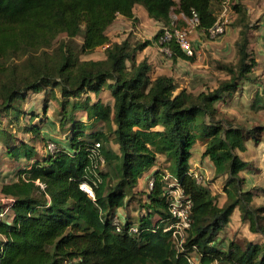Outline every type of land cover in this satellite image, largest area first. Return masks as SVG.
I'll return each instance as SVG.
<instances>
[{
	"label": "trees",
	"instance_id": "1",
	"mask_svg": "<svg viewBox=\"0 0 264 264\" xmlns=\"http://www.w3.org/2000/svg\"><path fill=\"white\" fill-rule=\"evenodd\" d=\"M220 1L0 0V114H10L8 123L17 126L19 103L29 91L47 87L52 92L58 86L63 113L59 123L62 127L69 124L66 145H56L39 157L32 144L10 142L15 136L0 118L6 154L32 160L15 180L0 187L1 193L13 200L11 205L7 202L10 220L0 219V264H264V227L260 222L264 207L253 205L252 193L242 187L239 173L248 162L237 152L246 150V137L252 131L218 117L216 106L237 80L249 79L255 65L247 50L246 33L237 44L238 65L227 67L230 78L196 94L185 89L176 93L172 77L151 78L147 60L134 61V52L158 40L163 28L152 40L133 46L126 39L112 41L106 34L118 14L135 23L136 4L167 28L172 27V10L186 18L195 14L196 27L206 31L217 19L212 5ZM61 33L69 39L81 35L84 53L104 46L105 57L80 60L65 43L58 57L48 54L46 49ZM160 44L174 58L194 59L174 39ZM23 56L27 58L21 64L12 60ZM104 88L110 92L112 105L100 99L91 101L87 94L97 95ZM81 93L86 95L79 100ZM81 109L87 118L104 121L110 132L86 131V122L74 115ZM22 128L32 131L35 138L39 135L34 125ZM198 139L204 141L201 155L212 162L214 178L226 177L223 205H218L209 187L189 171L191 148ZM95 143H99L98 157L92 159ZM158 155L168 161L170 175L192 202L190 227L179 246L171 231L164 229L172 218L165 173L159 168L151 174L154 183L142 204L137 231H130L127 217L119 230L114 224L116 209L130 202L138 178L155 165ZM100 158L103 165H99ZM81 182L91 185L93 197L79 187ZM236 207L249 230L263 235L261 243L247 241L241 246L230 240L224 245L218 238ZM154 215L157 218L153 219ZM190 252L196 254L197 263L188 259Z\"/></svg>",
	"mask_w": 264,
	"mask_h": 264
},
{
	"label": "rangeland",
	"instance_id": "2",
	"mask_svg": "<svg viewBox=\"0 0 264 264\" xmlns=\"http://www.w3.org/2000/svg\"><path fill=\"white\" fill-rule=\"evenodd\" d=\"M212 9L217 18L222 15V18L226 20L225 31L217 37H209L197 27L193 28L190 34L194 50L192 61L172 57L170 50L159 43L160 36L158 40L155 39L142 50H136L133 59L135 62L142 59L147 60L150 65L149 74L151 78L158 75L172 77L176 84V93L181 89H185L196 94L202 90L212 89L219 82L230 78L231 74L227 67L235 68L238 65L237 44L242 39V33H246L248 38L247 50L250 56L254 58L255 65L249 72V79L237 80V85L232 90L225 92L221 99L216 102V106L220 111L217 114L218 117L221 116L225 120L239 124L246 131H252L246 137V150L243 152L237 151L239 156L248 162L239 174L244 180L243 189L249 190L253 195L252 204L264 207V0H221L213 4ZM135 14L136 16L141 14L139 5L135 6ZM171 21L172 25L182 26L187 22H191V19L172 10ZM127 22L125 17H118L113 21L111 28L106 29L110 40L121 41L126 39L133 46L136 42L146 39L152 40L154 34L164 27L162 23L148 18L140 25L138 24L140 23L139 18L137 24ZM62 43H65V48L70 47L80 60H96L105 57L104 46H99L92 52L84 53L81 51L82 36L78 35L69 39L64 33L59 34L54 39L52 45L46 49L47 53L58 57L62 49ZM26 58L27 56L11 59L15 64H21ZM129 62L127 61V64H130ZM52 90L51 92L46 87V89L29 91L26 94L25 99L19 103L18 126L8 123L10 114L4 112L0 114L2 123L7 126L11 135L17 138L11 142L18 144V140H23L32 144L39 157L46 155L56 145L62 147L66 145L65 137L69 132L66 125L62 127L59 123L63 114L59 104V98L61 99L60 89L55 86ZM84 96L85 94L81 93L77 98L82 100ZM99 96L103 101L111 100L106 90H102ZM73 98L70 97V100ZM67 110H69V107ZM86 122L95 129L110 132L107 130L108 126L102 120L87 118ZM30 123H33L39 130V135L36 138L33 132L25 131L22 128ZM110 138H112L111 134ZM110 146L114 149L115 143L111 141ZM203 150L204 141L198 139L191 148L189 166L196 172V177L200 179L201 184L209 187L216 203L223 205L226 200V194L223 191L226 177L214 178V166L209 158L201 155ZM25 162L26 160L23 157L17 160L8 157L2 139H0V187L4 182L13 178L14 167L21 166ZM155 164L159 166L160 171L170 174L169 163L163 155L157 157ZM171 176L164 179L166 190L168 189V182L170 184L175 182ZM147 180L143 181L141 189H133L130 194L129 201L132 208L128 210V213L132 225H136L140 213L144 212L142 204H145L146 194L149 190ZM7 202V197L0 191V208H5ZM133 211H137V213H133ZM262 216L260 222L264 227V210ZM118 217L121 220L120 222L125 221L120 215ZM155 218H157L156 215L153 216V219ZM228 220L218 235V238L223 240L224 245L230 240H234L241 246H244L247 241L257 243L263 241L261 233H251L244 224L245 222L241 221L237 207ZM189 257L193 263H197L194 252H190ZM67 264H75V261ZM211 264H218V262Z\"/></svg>",
	"mask_w": 264,
	"mask_h": 264
},
{
	"label": "built area",
	"instance_id": "3",
	"mask_svg": "<svg viewBox=\"0 0 264 264\" xmlns=\"http://www.w3.org/2000/svg\"><path fill=\"white\" fill-rule=\"evenodd\" d=\"M223 16L220 15L215 23L210 26L204 33H206L209 37H217L224 33L225 31V24L226 20L222 18ZM191 19V22H187L182 26L172 25V27L167 28L163 27V32L160 35L159 43L168 42L171 39H174L179 48L184 51L188 55H192L194 52L193 46L191 43L190 34L193 28L197 25V17L194 14ZM99 143H95L94 147L91 149V157L94 159L98 157V148ZM99 165H103V160L100 158ZM197 176L196 174H194ZM171 176L168 172L165 174L164 179L166 177ZM172 177V176H171ZM197 178V177H196ZM174 179V178H173ZM175 180V179H174ZM154 183L153 177H149L147 180L148 189L152 188ZM82 190L88 193L90 196L93 197V189L91 185L86 182H81L79 186ZM168 189L165 190L166 199L168 201V211L172 218L171 222L164 228L165 230L171 231V236L176 242V245H181L186 235L188 228L190 227L191 223V205L192 202L190 198L183 193V191L176 185V181L173 184L168 182L167 184ZM166 189V188H165ZM8 204L11 205L13 200L12 198L7 197ZM7 205L1 212H0V219L4 216L7 208ZM114 224L116 229L119 230L121 227L122 222L115 217ZM130 231H137V225L130 226ZM191 260L190 258H188ZM218 264H226V263H218Z\"/></svg>",
	"mask_w": 264,
	"mask_h": 264
},
{
	"label": "crops",
	"instance_id": "4",
	"mask_svg": "<svg viewBox=\"0 0 264 264\" xmlns=\"http://www.w3.org/2000/svg\"><path fill=\"white\" fill-rule=\"evenodd\" d=\"M136 5H139V4H136ZM135 5V6H136ZM135 6H134V8H133V12H134V14H135ZM140 7H142L141 5H139V9H141V14L140 15H138L137 14V21L134 23V24H137V22H138V18L140 19V23H138L139 25L140 24H142V22H144L145 20H146V18H148V19H151V20H153L152 18H150L149 16H148V14H147V12L145 11V9L143 8H140ZM136 15V14H135ZM118 17H125V16H123V15H120V14H118L117 15V17L116 18H118ZM115 18V19H116ZM126 18V17H125ZM127 19V23H132V21L130 20V19H128V18H126ZM153 21H155V20H153ZM158 22V21H157ZM113 23V22H112ZM111 23V24H112ZM160 23V22H159ZM111 24L108 26V27H110L111 28ZM113 25V24H112ZM129 25V24H128ZM184 25V24H183ZM107 27V28H108ZM107 34V33H106ZM108 35V34H107ZM109 36V35H108ZM110 38V37H109ZM113 41H117L116 39L115 40H113ZM119 42V41H118ZM102 90H106L108 93H109V97H110V99L111 100H106V101H103V100H101V98H100V96H99V93L102 91ZM97 95L95 94V93H93V92H88L87 94L90 96V98H91V101H96L97 99H100V101L102 102V103H104V104H109V105H112L113 104V99H112V97H111V95H110V92L108 91V89H106V88H104V89H102ZM85 94V93H84ZM86 95V94H85ZM77 112H75V118L76 119H80V120H82V121H84V122H86V119H87V115H86V112H85V110H76ZM86 124H87V122H86ZM18 125H19V122H18ZM17 125V126H18ZM29 125H34L33 123H30ZM68 125L69 124H67L66 126L68 127ZM16 126V125H15ZM87 130L86 131H94V130H98V129H95L93 126H90V125H88L87 124ZM10 131V130H9ZM25 131H27V130H25ZM68 131H69V129H68ZM29 132H32V131H29ZM69 133V132H68ZM68 135V134H67ZM12 136H14V135H12ZM12 138H15V139H11V138H9V141L11 142L12 140H16L17 138H16V136L15 137H12ZM19 141V140H18ZM65 141H66V143H67V136L65 137ZM13 143V142H12ZM15 143V142H14ZM3 146H4V149H5V145H4V143H3ZM64 146V145H63ZM117 149H118V146L115 144V148H114V150L115 151H117ZM6 153V152H5ZM7 155V154H6ZM161 157H162V155H160ZM8 157H10V156H8ZM157 157H159V155L157 156ZM20 158H22V157H20ZM24 158V157H23ZM19 159V158H18ZM25 159V158H24ZM15 160H17V159H15ZM26 160V159H25ZM31 163H32V160H26V162L25 163H23L21 166H15L14 167V176H13V178L11 179V180H8L7 182H9V181H13V180H15L16 179V176H17V173L19 172V170L20 169H23V168H25V167H29L30 165H31ZM159 168V166L158 165H154V166H152L148 171H146L141 177H139L138 178V181H137V184H136V186L134 187V189H141V186H142V184H143V181L145 180V179H148L150 176H151V174H152V172L153 171H155L156 169H158ZM189 171H191L193 174H196V172L195 171H193L192 170V168H191V166H190V168H189ZM5 183V182H4ZM219 205V204H218ZM221 205V204H220ZM132 208V204H131V202H129L126 206H123V207H119V208H117L116 209V211H115V214H116V216H118V215H120V217L122 218V219H127L128 218V216H129V218H130V214L128 213V210L129 209H131ZM4 209V207H2V208H0V212L2 211ZM234 211V210H233ZM137 213V211H133V213ZM142 213H140V215H141ZM139 215V216H140ZM7 217V218H6ZM127 217V218H126ZM10 218H11V209H10V207L9 208H7V210H6V212H5V214H4V219H6L7 221H9L10 220ZM119 218V217H118ZM128 220H130L131 221V218L130 219H128ZM121 221V220H120ZM137 223H138V221L136 222V225H137ZM131 224H133L132 222H131ZM247 227H248V225H247V223H244ZM135 225V224H134ZM249 229V228H248ZM250 231V230H249ZM251 232V231H250ZM251 233H254V232H251Z\"/></svg>",
	"mask_w": 264,
	"mask_h": 264
}]
</instances>
